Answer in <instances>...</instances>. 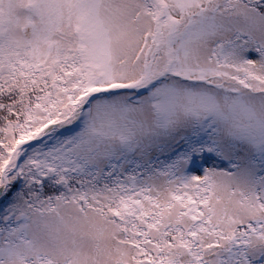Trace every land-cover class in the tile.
<instances>
[{
	"label": "snow or ice",
	"instance_id": "1",
	"mask_svg": "<svg viewBox=\"0 0 264 264\" xmlns=\"http://www.w3.org/2000/svg\"><path fill=\"white\" fill-rule=\"evenodd\" d=\"M0 264H264V0H0Z\"/></svg>",
	"mask_w": 264,
	"mask_h": 264
}]
</instances>
